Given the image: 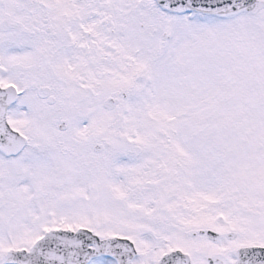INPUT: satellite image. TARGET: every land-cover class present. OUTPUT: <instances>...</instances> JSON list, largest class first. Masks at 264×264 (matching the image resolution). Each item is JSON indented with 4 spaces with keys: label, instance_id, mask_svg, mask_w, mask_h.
Segmentation results:
<instances>
[{
    "label": "snow or ice",
    "instance_id": "obj_1",
    "mask_svg": "<svg viewBox=\"0 0 264 264\" xmlns=\"http://www.w3.org/2000/svg\"><path fill=\"white\" fill-rule=\"evenodd\" d=\"M0 264H264V0H0Z\"/></svg>",
    "mask_w": 264,
    "mask_h": 264
}]
</instances>
